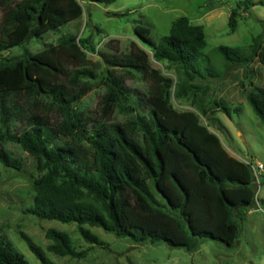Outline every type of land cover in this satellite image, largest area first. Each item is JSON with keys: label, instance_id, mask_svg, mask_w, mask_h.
<instances>
[{"label": "trees", "instance_id": "1", "mask_svg": "<svg viewBox=\"0 0 264 264\" xmlns=\"http://www.w3.org/2000/svg\"><path fill=\"white\" fill-rule=\"evenodd\" d=\"M108 4L115 0H86ZM264 0H237L227 25L236 27V16ZM0 54L21 47L19 55L0 57V163L20 168L4 144H19L34 159L36 176L31 204L24 212L39 219L75 223L80 237L90 245L99 237L84 225L96 226L133 244L164 242L194 251L205 239L232 246L240 223L255 203V176L251 165L224 148L218 135L200 121L205 116L204 81L219 79L230 68L246 67L254 57L264 64V40L253 37L247 46L218 45L221 69L202 50L203 26L187 16L171 21L166 34L154 41L148 29L136 25L135 34L152 50L156 61L169 64L175 75L152 71L146 96L147 116L134 115L129 95L107 68L99 74L81 68L86 39L60 36L56 45L45 44L32 53L24 47L79 18V0H0ZM135 53V52H134ZM106 66L136 69L141 57L104 59ZM70 65H75L74 70ZM79 67V68H78ZM103 83L96 114L76 103L85 91L72 83L92 78ZM187 99L198 113L179 111L170 96ZM246 100L264 126V87L253 85ZM213 105L231 116L223 100ZM115 109L131 116L108 122ZM51 112L57 113L55 121ZM21 121L13 132L10 126ZM83 138L87 146L80 142ZM41 264H50L43 249L20 233ZM46 249L56 256L85 257L89 248L77 250L70 236L48 228ZM0 264H29L7 239L0 237Z\"/></svg>", "mask_w": 264, "mask_h": 264}, {"label": "rangeland", "instance_id": "2", "mask_svg": "<svg viewBox=\"0 0 264 264\" xmlns=\"http://www.w3.org/2000/svg\"><path fill=\"white\" fill-rule=\"evenodd\" d=\"M18 1V0H14ZM237 0H115L108 4L79 0L82 15L45 33L39 39H30L24 47L32 53L43 50L45 44L56 45L60 36L74 35L76 40L86 39L87 47L81 68L96 74L107 68L116 77L120 86L129 95V103L134 115L147 116L149 104L146 102L152 84V71L158 70L162 76L175 75L169 64L156 61L152 50L135 34L136 25L148 29L147 34L157 41L166 34L171 21L178 16H187L194 24L203 26L206 46L202 52L207 55L216 70L221 69L220 56L214 50L218 45L247 47L253 37L264 40V4L256 3L249 12L241 11L236 16V27L231 31L227 25L230 9ZM259 1V0H252ZM2 8L0 7V20ZM21 47L3 51L1 56L19 55ZM135 52V53H134ZM115 57H141L144 62L136 69L120 66H106L104 59ZM74 70L75 65H70ZM79 68V67H78ZM208 94L202 100L206 113L199 115L200 121L216 133L222 145L232 156L250 161L254 167H264V126L246 100L251 86L264 87V64L257 57L246 67L228 69L219 79L206 78ZM76 92L85 91L76 103L80 110L96 114L97 102L104 92L99 77L81 78L72 83ZM172 105L179 111L190 110L198 113L196 106L187 99L170 96ZM214 100H223L231 116L218 110ZM50 121H55L57 113L51 112ZM131 116L115 109L108 122H124ZM21 121L14 122L10 128L17 132ZM80 142L87 146L85 139ZM4 148L15 158L20 168L5 167L0 163V237L9 240L24 256L29 264H41L30 251L20 233L40 246L50 264H264V176L255 182L254 204L240 223L239 234L232 246L222 242L205 239L194 251L171 247L164 242L133 244L127 238L117 237L99 227L85 224L101 240V244L90 245L84 241L75 223H61L56 220L39 219L24 212L31 204L34 194L32 183L36 176L33 157L19 144L7 141ZM256 181V180H255ZM65 231L77 250L89 248L85 257L76 259L69 256H56L46 247L50 241L45 237L48 228Z\"/></svg>", "mask_w": 264, "mask_h": 264}, {"label": "built area", "instance_id": "3", "mask_svg": "<svg viewBox=\"0 0 264 264\" xmlns=\"http://www.w3.org/2000/svg\"><path fill=\"white\" fill-rule=\"evenodd\" d=\"M248 162L251 165V168L253 170V174L255 176V182H259L258 178L262 175L264 176V167L261 164H256V167L253 166V164L250 161H245ZM260 183V182H259Z\"/></svg>", "mask_w": 264, "mask_h": 264}]
</instances>
